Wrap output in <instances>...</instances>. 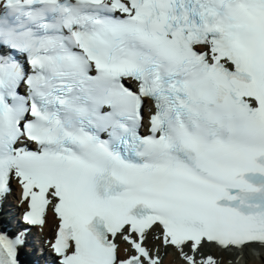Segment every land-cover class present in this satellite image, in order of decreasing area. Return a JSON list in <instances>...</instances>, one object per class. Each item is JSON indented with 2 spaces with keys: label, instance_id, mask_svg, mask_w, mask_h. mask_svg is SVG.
<instances>
[{
  "label": "snow or ice",
  "instance_id": "6c2138e0",
  "mask_svg": "<svg viewBox=\"0 0 264 264\" xmlns=\"http://www.w3.org/2000/svg\"><path fill=\"white\" fill-rule=\"evenodd\" d=\"M0 264H264V0H0Z\"/></svg>",
  "mask_w": 264,
  "mask_h": 264
}]
</instances>
